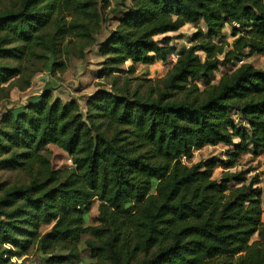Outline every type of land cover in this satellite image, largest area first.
Segmentation results:
<instances>
[{
  "label": "trees",
  "instance_id": "obj_1",
  "mask_svg": "<svg viewBox=\"0 0 264 264\" xmlns=\"http://www.w3.org/2000/svg\"><path fill=\"white\" fill-rule=\"evenodd\" d=\"M108 8L0 0V100L82 56ZM114 11L98 42L97 77L110 88L82 104L50 82L0 116V264H264L261 174L238 168L264 152V68L247 60L264 55V0H131ZM187 24L197 31L178 50L168 34ZM156 63L171 66L146 90L119 84ZM218 145L223 156L190 162ZM55 146L70 165H55Z\"/></svg>",
  "mask_w": 264,
  "mask_h": 264
},
{
  "label": "rangeland",
  "instance_id": "obj_2",
  "mask_svg": "<svg viewBox=\"0 0 264 264\" xmlns=\"http://www.w3.org/2000/svg\"><path fill=\"white\" fill-rule=\"evenodd\" d=\"M123 0H111V9L108 8L104 12V22L103 26V35H95V40L92 44L85 47L84 54L81 56L80 52L75 50L77 56H70L67 59V68L64 71H58L57 75H53L46 71L39 72L33 82L32 86L21 92L17 98H12L10 101L0 100V111L6 107V105L20 104L23 103L28 96L41 92L50 82H53L57 85L55 89V95L60 96L63 100H68L71 98L79 99L82 104L86 96L94 93L101 85H109L106 80L100 79L97 77V70L99 68V63L101 62V57L98 53V42L105 36L108 30L114 28L116 24V19H118L121 14L119 11H114V8L127 9L131 5V0H126L125 4L122 5ZM203 24V23H202ZM197 31V27L194 24H187L177 32L169 33L168 35L179 36L177 39L172 41V44L177 47V49L186 48L191 45L193 33ZM225 34H229L230 29H225ZM158 39H161L162 36H157ZM229 40H232V37L228 36ZM175 58V57H174ZM173 58V59H174ZM255 64L259 68H264V55L255 54L252 57L247 59ZM128 66V63L125 67ZM171 65H164L162 63H156L152 65L139 64L137 70L134 73L128 75L122 74L119 79V84L122 85L125 78L131 79L132 88L138 86L141 82L142 90H146L147 87L154 83L157 78L164 76ZM127 68V67H126ZM231 67H222L220 71L216 73L215 80L217 81L220 76L232 69ZM226 149L224 145H218L216 147H204L200 150H197L194 153L193 158L190 160L191 163L198 162L201 159L207 158L213 154L223 156V152ZM53 159L57 167H64L71 164V160L68 157L67 153L58 147H53ZM252 166L254 172H260L261 174V186L264 189V152L259 157H252L249 154H245L242 157L241 167ZM222 168L219 167L215 171V177L219 178L221 175ZM252 173V174H253ZM98 214V202H94L92 210L90 211V218H93ZM92 222V220H90ZM256 238V237H255ZM39 257L37 255L30 256L29 260L35 261Z\"/></svg>",
  "mask_w": 264,
  "mask_h": 264
},
{
  "label": "crops",
  "instance_id": "obj_3",
  "mask_svg": "<svg viewBox=\"0 0 264 264\" xmlns=\"http://www.w3.org/2000/svg\"><path fill=\"white\" fill-rule=\"evenodd\" d=\"M20 93H21L20 91H18L17 89H14L13 92H12V94H13V98H17V96H18ZM37 93H39V92H36V93H34V94L28 96L27 99L30 98V97H32V96H34V95L37 94ZM20 104H21V103H20ZM16 105H17V104H16ZM14 106H15V104L10 105V106H9V105H6V107L3 108V109L0 111V116H1V115H2L7 109L12 108V107H14Z\"/></svg>",
  "mask_w": 264,
  "mask_h": 264
},
{
  "label": "built area",
  "instance_id": "obj_4",
  "mask_svg": "<svg viewBox=\"0 0 264 264\" xmlns=\"http://www.w3.org/2000/svg\"><path fill=\"white\" fill-rule=\"evenodd\" d=\"M174 57L176 58L177 56L175 55Z\"/></svg>",
  "mask_w": 264,
  "mask_h": 264
}]
</instances>
